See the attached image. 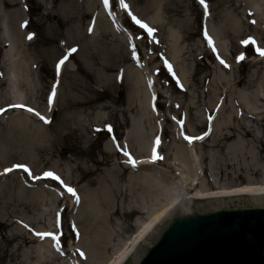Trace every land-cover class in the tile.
<instances>
[{
	"label": "rangeland",
	"instance_id": "obj_1",
	"mask_svg": "<svg viewBox=\"0 0 264 264\" xmlns=\"http://www.w3.org/2000/svg\"><path fill=\"white\" fill-rule=\"evenodd\" d=\"M118 2L0 0V107L22 99L48 121L20 110L0 114V264L70 262L77 237L69 223V187L79 194L77 258L104 264L117 248L129 247L153 208L146 184L131 175L152 170L161 185H171L183 165L173 155L179 144L196 151L207 191L264 183V55L257 51L264 50V0H204L207 11L200 0H124L123 10L142 20L152 15L149 3L158 2L151 34L119 12ZM120 22L132 31L136 60L124 30L115 27ZM137 70L145 91L140 101L130 78ZM15 115L29 125L9 123ZM141 132L146 147L154 139L158 146L159 160L149 170L124 154L128 149L137 157L141 147L128 133ZM21 164L29 171L13 167ZM46 171L59 179L43 176ZM193 177L200 181V172ZM32 178L58 195L28 187ZM42 232L57 237L59 250L52 236L36 235Z\"/></svg>",
	"mask_w": 264,
	"mask_h": 264
},
{
	"label": "water",
	"instance_id": "obj_2",
	"mask_svg": "<svg viewBox=\"0 0 264 264\" xmlns=\"http://www.w3.org/2000/svg\"><path fill=\"white\" fill-rule=\"evenodd\" d=\"M138 242L119 264H264V194L175 199Z\"/></svg>",
	"mask_w": 264,
	"mask_h": 264
},
{
	"label": "bare ground",
	"instance_id": "obj_3",
	"mask_svg": "<svg viewBox=\"0 0 264 264\" xmlns=\"http://www.w3.org/2000/svg\"><path fill=\"white\" fill-rule=\"evenodd\" d=\"M149 6L152 7V9L150 10V12L153 11L152 15L147 16L146 20H142L139 18H137V19L140 20L142 23L146 24L148 26V28H151L150 20L156 19L157 15H158V11L161 7H159L160 5L158 4V2H156V3L150 2ZM118 7H119V9H118L119 12L126 13L123 10V7L120 6L119 2H118ZM101 12H103V9H101ZM127 15L130 17V20L133 22L134 20L132 19V17L134 15H132V14L129 15V13H127ZM116 23H117V21H116ZM97 24L98 23H96V27H99ZM134 24H136L139 28H141L140 25L137 24L136 22ZM119 26L122 27V29L124 30V33L127 37V41L129 42L127 47H131V48L135 47V45L132 43L133 41L135 42V39H134V36L132 34L131 29L125 28L122 23L120 25H116L115 27H119ZM109 29L112 31L111 28H109ZM141 29H144L147 31L146 28H141ZM95 30L96 29H92L91 35H94V33H97ZM169 36L171 38H173V40H174V42L171 43L172 47H176V38L175 37H177V35H175L174 31L171 30L169 32ZM71 39H74V36H72ZM137 55L138 54L136 51V56L132 57V58L136 60ZM67 56L69 58V54ZM166 72L170 76L175 77L174 74L171 71H169V69H166ZM130 74H131L130 78L133 80V83L135 85V87H134L135 97H138V100L140 101L144 98V95H145V91H144L143 86H142V80H140L141 75L138 73V70H137L136 74H133L132 72ZM24 84L26 86H28V84H29L28 80L24 81ZM19 98H22V97L19 96ZM154 99H155L154 95H151L150 97H148L147 98L148 104L151 105V102H153ZM16 105H23L24 107H17ZM154 105H156V103ZM51 106L52 105H48L47 109H50ZM28 108H31L34 111L29 112L27 110ZM14 110H20V112L22 111L25 114L28 113L32 116L35 115L38 118H40L41 116L45 117V114L40 113L38 110H36L31 105L25 103L22 99L10 102V103L0 107V112H3V113L14 112ZM36 113H39V115H36ZM144 116L145 115H142V117H144ZM27 122H28L27 118H22V117H19L16 115L9 118V123H12V124H14V123L18 124L19 123V125L25 126V125H29ZM208 134H209V131L199 132L192 137V139H193L192 141H197V140L203 138L204 136H206ZM128 135L132 139H135L137 141L136 144H138L141 147V150L138 153L137 157L131 156V159L135 162L134 166H138V168H147L149 170L152 163L157 162L159 160V156H156L157 158H155V159L151 158V156H150L152 151H154L156 149L158 150V148H157L158 146L155 145L156 139L153 140L154 144L151 146L152 148L150 149L149 147H146L145 143H146L147 135L144 134L143 132H141L139 134L138 133H136V134L128 133ZM177 135L180 138H185V139L188 138L184 132L177 131ZM196 137H200V138L197 139ZM126 139H127V137L125 138V140ZM182 142L186 143L185 140ZM188 142L190 143L191 141L188 140ZM189 147H190V144H187L186 147L179 144L178 146H176L174 148V153H173L174 157L178 158L180 161H182L183 165H181V168L178 171L177 180L172 182L171 185H168V184H166L165 186L161 185L162 181H160L161 183H159L155 177H151V174L153 173L152 170H149L148 172L141 171L136 176L133 174L131 175L132 178L139 179L144 184H146V186H144V189L146 190L144 197H146L148 199V201L150 202V207L153 206V208L151 209V211H150L148 217L145 219V221H143L139 225L138 231H137L136 235L131 239L129 247L122 246L120 249L117 248L118 250L116 249L117 251L116 250L113 251L112 254H110L111 256L110 255L108 256V258L106 259L104 264H119L120 261L126 262V256H130V253H132L135 250V247L137 246V243L140 239V236L148 234L149 228L157 225L156 223H158V220L161 218V216L166 211H171V209L173 208L172 205L174 204V200L175 199H182L181 194L186 192L185 191L186 188H192L191 190L193 192V193H188V195L190 194L189 195L190 197H187L186 199L232 198V196H234V195H241V194H246V197H248V198H250V197L258 198L259 194L264 193V183H262L261 181H254V182H251L249 184H245L243 186L236 187V188L224 186L223 188L215 190V191H207V189L205 188V185H206L205 181L206 180L204 177V168L197 167L198 156L196 154V151L192 147H190V148ZM120 152L121 151H118L117 149H115V153H120ZM149 152H150V155L148 156L147 154ZM185 162H190V164L187 165ZM199 172L201 174L200 181H199V178H197L198 181L195 180V182L193 183V179H194L193 176L199 175ZM147 179H148V181H146ZM31 180H32V184H33L32 189H35V190L45 189L46 191L50 192V194L57 195L54 193L53 188H51L47 184L41 182L40 179L38 180V179L32 178ZM200 183H201V185H200ZM198 185H200V186H198ZM177 189H179V193H178V191H176ZM171 190H172V192H171ZM75 193H76L75 196L72 195L73 197L72 198L70 197L68 207H69V213H71V216H70L71 224L75 230V234L77 236V239H76V242H74V246H73V244L70 245V248H72V250L74 251V255H72V257L69 258L70 262L67 261V264H80V262H78L77 257H76V249L77 250L79 249V245L81 243V237H80V233L78 231V228L76 225V220H75L76 210H77L75 203L79 199V194L76 191H75ZM159 195H161V196H159ZM165 199H167L166 203H164ZM42 233H45V232H42ZM41 249H43V245H40L39 251ZM59 254L61 256L64 255L63 253H59ZM92 264H96L94 259H93Z\"/></svg>",
	"mask_w": 264,
	"mask_h": 264
},
{
	"label": "snow or ice",
	"instance_id": "obj_4",
	"mask_svg": "<svg viewBox=\"0 0 264 264\" xmlns=\"http://www.w3.org/2000/svg\"><path fill=\"white\" fill-rule=\"evenodd\" d=\"M103 2H104L105 7H108L109 0H103ZM119 3H120V6L123 7V8H125V9L128 7L127 4H125L124 0H119ZM200 3H201L202 5H204V7H205V11H207V5L205 4L204 0H200ZM129 15H131V13H129ZM132 19H133L137 24H139L141 28H146L147 31L149 32V34L152 33L153 29L148 28V26H147L146 24L142 23V22H141L140 20H138L135 16H133ZM88 30H89V32L92 31L91 28H89ZM205 37L209 40V44L211 45V44H212V41H211L210 38L207 37V33H205ZM28 39H32V34H31V33L28 35ZM250 42H251V38H249L248 40H245V41H244V43H250ZM75 51H76L75 48H71V49H69V52H70V53H74ZM257 51H259L261 55H264V50L257 49ZM132 55H133V57L136 56V50H135V47H133ZM243 58H244L243 55H241L240 57H237L238 60H242ZM66 59H68V56H67V55L64 56V57L59 61V63L56 65L57 72H59L60 65H62V64L65 62ZM220 62H221V64H224L225 67L228 66L227 64H225V62H224L223 60H221ZM169 70L171 71V66H169ZM52 96H53V97L55 96V86H53ZM51 99H52V97L49 98L50 102H51ZM16 106H17V107H24L23 105H16ZM27 110H28L29 112L34 111V110L31 109V108H28ZM36 115H39V113H36ZM40 119H41V120H44L45 123H48V121H47V119H46L45 117L41 116ZM109 130H110V126H109ZM196 138L199 139L200 137H196ZM157 143H159V140H157ZM124 154H125V156H129V154H128L126 151H125ZM153 158H154V159L157 158V157L155 156V150L153 151ZM129 163H132L133 165L135 164V162L131 159L130 156H129ZM13 167L24 168V170H25L26 172L29 171V169L27 168L26 165H22V164H21V165H13ZM9 171H11V169H9V168H6V169H5V172H9ZM43 176H45V177H51V178H53V179H57V180L59 179V177L55 176L54 173H52V172H50V171H46V172H44V173H43ZM67 191H68L69 193H71L73 196L76 195L75 190L72 189V188H70V187L67 188ZM25 227H27V225H25ZM36 235L41 236V237H43V236H52L53 240H57L56 247H57V249L59 250V242H58V239H57V237L54 236L53 234H51V233H36ZM81 255H83V253H81Z\"/></svg>",
	"mask_w": 264,
	"mask_h": 264
}]
</instances>
